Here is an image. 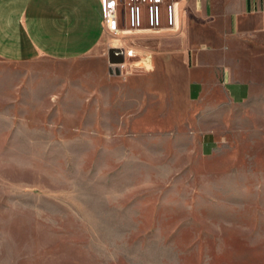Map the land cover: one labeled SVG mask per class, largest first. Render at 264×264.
I'll list each match as a JSON object with an SVG mask.
<instances>
[{"label":"rangeland","instance_id":"1","mask_svg":"<svg viewBox=\"0 0 264 264\" xmlns=\"http://www.w3.org/2000/svg\"><path fill=\"white\" fill-rule=\"evenodd\" d=\"M109 59L0 61V264H264L260 107L203 155Z\"/></svg>","mask_w":264,"mask_h":264},{"label":"crops","instance_id":"2","mask_svg":"<svg viewBox=\"0 0 264 264\" xmlns=\"http://www.w3.org/2000/svg\"><path fill=\"white\" fill-rule=\"evenodd\" d=\"M174 15L173 28L131 30L118 0L114 38L101 0H0V61L111 55L136 68L129 82L196 131L209 155L231 106L253 103L264 114V0H179Z\"/></svg>","mask_w":264,"mask_h":264},{"label":"built area","instance_id":"3","mask_svg":"<svg viewBox=\"0 0 264 264\" xmlns=\"http://www.w3.org/2000/svg\"><path fill=\"white\" fill-rule=\"evenodd\" d=\"M125 22L128 29L147 28L155 30L163 26L173 28L175 23L174 6L179 0H123ZM104 21L108 30L116 38L120 34L116 13L118 0H101ZM132 56V51L126 52Z\"/></svg>","mask_w":264,"mask_h":264}]
</instances>
